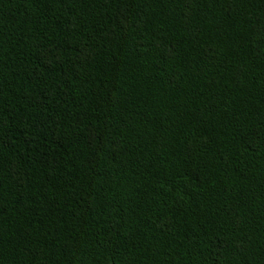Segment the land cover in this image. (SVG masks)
Returning a JSON list of instances; mask_svg holds the SVG:
<instances>
[{
	"label": "trees",
	"instance_id": "obj_1",
	"mask_svg": "<svg viewBox=\"0 0 264 264\" xmlns=\"http://www.w3.org/2000/svg\"><path fill=\"white\" fill-rule=\"evenodd\" d=\"M0 264H264V0H0Z\"/></svg>",
	"mask_w": 264,
	"mask_h": 264
}]
</instances>
